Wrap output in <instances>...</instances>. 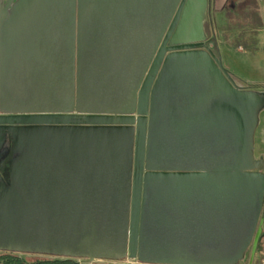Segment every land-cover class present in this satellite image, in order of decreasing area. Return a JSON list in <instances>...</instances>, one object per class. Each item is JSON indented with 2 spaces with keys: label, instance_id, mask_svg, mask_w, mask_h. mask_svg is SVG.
Listing matches in <instances>:
<instances>
[{
  "label": "water",
  "instance_id": "water-1",
  "mask_svg": "<svg viewBox=\"0 0 264 264\" xmlns=\"http://www.w3.org/2000/svg\"><path fill=\"white\" fill-rule=\"evenodd\" d=\"M210 5L0 0V252L252 264L264 85L223 66Z\"/></svg>",
  "mask_w": 264,
  "mask_h": 264
},
{
  "label": "rangeland",
  "instance_id": "rangeland-1",
  "mask_svg": "<svg viewBox=\"0 0 264 264\" xmlns=\"http://www.w3.org/2000/svg\"><path fill=\"white\" fill-rule=\"evenodd\" d=\"M248 0H242L237 9L243 10ZM257 4L256 12L259 19L255 22L246 21L239 23L235 17V11L227 6V0L223 6H213L211 11V25L207 29L210 33L211 28L215 35V42L222 64L234 76L242 82L255 85H264V0H255ZM258 2V3H257ZM224 7V8H223ZM237 14V13H236ZM241 18V17H240ZM242 21V18H241ZM252 21V20H251ZM245 23L246 26H241ZM241 24V25H240ZM252 44L246 48L243 44ZM215 47V43H212ZM264 127L259 128L256 136V146L262 143ZM264 140V139H263ZM264 144V143H263ZM248 259L243 262L247 264ZM79 264H139L136 260L125 259L122 261L96 260L93 263L79 261ZM252 264H258V252L256 251Z\"/></svg>",
  "mask_w": 264,
  "mask_h": 264
},
{
  "label": "trees",
  "instance_id": "trees-1",
  "mask_svg": "<svg viewBox=\"0 0 264 264\" xmlns=\"http://www.w3.org/2000/svg\"><path fill=\"white\" fill-rule=\"evenodd\" d=\"M241 2L242 0H227L226 4L228 5H225L224 7H229L230 5L231 9L235 11V17L238 19L239 23L243 22V20L244 22L249 21L251 23L257 21L259 17L256 12V1L248 0L244 5L243 10L237 9L239 3ZM240 17L242 18V21ZM241 26L246 25L243 23ZM254 43L255 42L253 41L249 45L248 43H244L243 45L246 48H250ZM0 264H79V261L73 259L50 258L39 255L0 252Z\"/></svg>",
  "mask_w": 264,
  "mask_h": 264
},
{
  "label": "built area",
  "instance_id": "built-area-1",
  "mask_svg": "<svg viewBox=\"0 0 264 264\" xmlns=\"http://www.w3.org/2000/svg\"><path fill=\"white\" fill-rule=\"evenodd\" d=\"M263 223L261 226V232L259 235L257 249L258 252V264H264V213H263Z\"/></svg>",
  "mask_w": 264,
  "mask_h": 264
},
{
  "label": "flooded vegetation",
  "instance_id": "flooded-vegetation-1",
  "mask_svg": "<svg viewBox=\"0 0 264 264\" xmlns=\"http://www.w3.org/2000/svg\"><path fill=\"white\" fill-rule=\"evenodd\" d=\"M261 126H263L264 127V116H263V119H262V124H261ZM258 134V133H257ZM262 135V138H261V140H262V143L261 144H259V147H257L256 146V152H257V154H264V133H261Z\"/></svg>",
  "mask_w": 264,
  "mask_h": 264
},
{
  "label": "crops",
  "instance_id": "crops-1",
  "mask_svg": "<svg viewBox=\"0 0 264 264\" xmlns=\"http://www.w3.org/2000/svg\"><path fill=\"white\" fill-rule=\"evenodd\" d=\"M225 1L226 0H211L210 12L212 11L213 6H215L216 8H217L218 5H222L223 6ZM259 1H261V0H259Z\"/></svg>",
  "mask_w": 264,
  "mask_h": 264
}]
</instances>
